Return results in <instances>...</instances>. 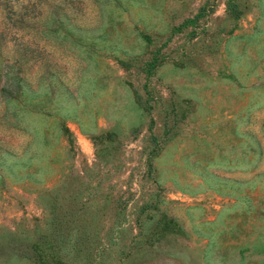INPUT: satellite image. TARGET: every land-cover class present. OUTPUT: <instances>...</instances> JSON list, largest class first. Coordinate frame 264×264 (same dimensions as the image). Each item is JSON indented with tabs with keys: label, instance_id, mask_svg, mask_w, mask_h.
I'll return each instance as SVG.
<instances>
[{
	"label": "rangeland",
	"instance_id": "rangeland-1",
	"mask_svg": "<svg viewBox=\"0 0 264 264\" xmlns=\"http://www.w3.org/2000/svg\"><path fill=\"white\" fill-rule=\"evenodd\" d=\"M0 264H264V0H0Z\"/></svg>",
	"mask_w": 264,
	"mask_h": 264
},
{
	"label": "trees",
	"instance_id": "trees-1",
	"mask_svg": "<svg viewBox=\"0 0 264 264\" xmlns=\"http://www.w3.org/2000/svg\"><path fill=\"white\" fill-rule=\"evenodd\" d=\"M41 248L42 247L39 244L37 246L36 245H33L32 246V254L34 256H38L37 258L39 260H42V258L46 257L45 253H43V251L41 250ZM53 258H54V256H53ZM53 258L51 257V259H53Z\"/></svg>",
	"mask_w": 264,
	"mask_h": 264
}]
</instances>
